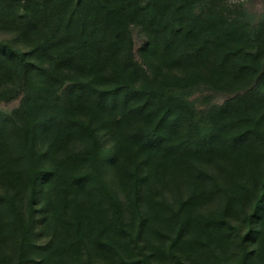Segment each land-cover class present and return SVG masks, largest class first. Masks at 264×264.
I'll return each instance as SVG.
<instances>
[{"label": "trees", "instance_id": "obj_1", "mask_svg": "<svg viewBox=\"0 0 264 264\" xmlns=\"http://www.w3.org/2000/svg\"><path fill=\"white\" fill-rule=\"evenodd\" d=\"M0 30L26 46L0 40V102L21 98L0 110V184L20 192L0 194V264H223L229 243L264 264V10L0 0ZM175 227L189 234L150 243Z\"/></svg>", "mask_w": 264, "mask_h": 264}, {"label": "rangeland", "instance_id": "obj_2", "mask_svg": "<svg viewBox=\"0 0 264 264\" xmlns=\"http://www.w3.org/2000/svg\"><path fill=\"white\" fill-rule=\"evenodd\" d=\"M229 2L232 4H238V3L243 4L246 8H248L253 13L261 12L264 10V0H229ZM0 40L9 41L21 49H25V47H26L24 44V41L20 37H18V34L14 31L0 30ZM20 101H21V98L13 99L10 101H2V102H0V110L6 114H10L16 108H18V106L20 105ZM104 145L111 149L112 154L114 153L113 146L110 142L106 141L104 143ZM142 159H143V157H142ZM206 168L208 169L207 165H206ZM104 178H105L106 182L108 183V185L121 196L123 202L126 205H128L127 210H126L127 221H131V218H133V216L130 213L129 205L134 203L133 200H134V198H136V196L133 195L132 190L128 191V192H130L129 196H126L127 193H125V195H124V193H123L124 190L120 187V185L118 183V179H117V176L115 174L114 168L111 165L110 158L107 160L106 164L104 165ZM184 181H186V180H182V183L180 182V184H181L180 188H182L183 191L179 190V192H182L183 194H184V192H186V188H184L185 187ZM163 189H162L163 194L169 201H173V199L178 194V186L177 185H175L174 189L173 188L170 189L168 187H165ZM19 193H20L19 189L15 185L0 184V194H3V195L6 194L7 196H15V195H18ZM161 194H162V191H161ZM21 196H22V194H20L18 196V198ZM184 196L186 197V193L184 194ZM141 197H143L142 196V186H141ZM156 198L160 199L159 193H157ZM220 203H221L220 198H215L209 202L199 200V202L197 204L198 205L197 211H199L201 213H205V214L210 213V212L216 210L217 208H219ZM143 204H144V200H142L141 206ZM234 221L239 226L244 227L243 221L241 219H237L234 217ZM179 233H181L182 235H186V234L188 235L189 234V232L187 230H185L183 227L182 228L181 227H178V228L175 227L174 229L169 228V230L165 229V228H158V234L150 233L149 238H151V240H152L150 243L153 245H158V246H160V245L169 246ZM36 240L39 243L44 241V226H41L40 228L37 229ZM238 247L239 246L236 245V243H234V244L229 243L226 246H224L223 249H220V248L216 249V253L219 255L220 261L223 264H242L241 263L242 251L240 249H238ZM249 261H250V263H248V264H262L261 262H259V260L252 261L249 258ZM187 263L191 264V262L189 260H187Z\"/></svg>", "mask_w": 264, "mask_h": 264}]
</instances>
